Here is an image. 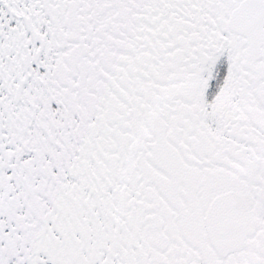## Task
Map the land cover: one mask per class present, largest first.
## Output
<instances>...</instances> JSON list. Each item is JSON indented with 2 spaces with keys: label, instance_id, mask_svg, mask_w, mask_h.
<instances>
[{
  "label": "snow or ice",
  "instance_id": "snow-or-ice-1",
  "mask_svg": "<svg viewBox=\"0 0 264 264\" xmlns=\"http://www.w3.org/2000/svg\"><path fill=\"white\" fill-rule=\"evenodd\" d=\"M0 264H264V0H0Z\"/></svg>",
  "mask_w": 264,
  "mask_h": 264
}]
</instances>
